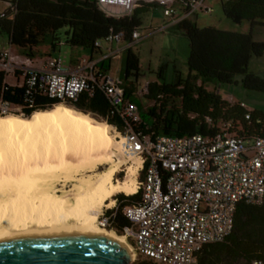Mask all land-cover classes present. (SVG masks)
Here are the masks:
<instances>
[{"label":"built area","instance_id":"obj_1","mask_svg":"<svg viewBox=\"0 0 264 264\" xmlns=\"http://www.w3.org/2000/svg\"><path fill=\"white\" fill-rule=\"evenodd\" d=\"M228 0H98L107 16H131L142 2L156 3L173 27L199 13H212V2ZM13 0H5L0 19L8 10L14 13ZM124 32H110L95 41L96 57H84L71 68L60 56L28 55L13 52V45L0 46V111L9 112L16 105L3 98L5 89H23L26 106L32 107L37 96L60 103L74 102L83 92L101 91L113 114L122 121L117 131L121 153L141 159L138 181L140 199L123 207L130 226L124 229L138 257L155 264H196L198 254L211 243L221 242L231 233L241 202L260 205L264 201V136L247 139L231 131L232 122H223L211 134L189 136L159 134L154 139L138 129L143 121L135 101L126 97L122 79L114 78L104 65L113 51L104 43L121 42ZM129 45L142 39L139 29L131 33ZM148 92V83L141 93ZM218 92V91H217ZM230 103L235 101L226 99ZM240 105L248 113L245 101ZM118 176V175H117ZM119 177V176H118ZM115 181L119 180V178ZM137 190V191H138ZM127 195V194H126ZM111 208H103L98 223L114 230L119 208L117 194ZM252 264H264L255 259Z\"/></svg>","mask_w":264,"mask_h":264},{"label":"trees","instance_id":"obj_2","mask_svg":"<svg viewBox=\"0 0 264 264\" xmlns=\"http://www.w3.org/2000/svg\"><path fill=\"white\" fill-rule=\"evenodd\" d=\"M4 1L0 0L1 4ZM13 2L14 13L8 10L12 15L0 19V31L7 35L11 45L28 55H34L36 47L47 37L51 38V46L55 50L60 40L59 31L64 28L67 29L68 44L92 52L97 49L95 41L105 38L110 32H124L123 40L128 42L131 33L141 27L142 15L159 7L156 3L142 2L131 16L115 18L105 14L98 0ZM221 5L225 16L235 24L248 22L249 32L199 26L189 18L171 28L189 39L188 72L183 76L174 70V80L169 83L159 80L148 82L146 97L152 104L148 106L146 116L142 117L147 124L141 123L138 129L153 139L162 133L211 135L226 121L232 122L231 131L241 137L264 136V110L253 109L251 117L246 118L248 111L240 105L241 101L230 103L217 92L216 87L209 89L207 85L210 81L232 84L237 76H242L245 89L264 93V77L250 69L253 58L264 55V40H256L254 36L255 29L264 27V0H228ZM163 68L157 73L159 79L163 78ZM140 75V58L129 48L123 76L126 80L130 77L137 80ZM125 90L126 97L130 99L135 87L125 86ZM2 96L13 104L23 105L21 112H13L23 116L60 103L46 96H37L34 105L28 107L23 89H5ZM64 104L122 129V121L112 113V107L101 91L83 92L76 101ZM118 176L122 177V173ZM140 178H143V171ZM141 195L142 189L134 194L117 195L120 204L113 226L118 234H124V229L130 226L122 213L123 207L138 201ZM255 259L264 262V201L260 205L241 202L231 233L221 242L206 245L198 254L196 264H252ZM140 264L155 263L151 259H142Z\"/></svg>","mask_w":264,"mask_h":264},{"label":"bare ground","instance_id":"obj_3","mask_svg":"<svg viewBox=\"0 0 264 264\" xmlns=\"http://www.w3.org/2000/svg\"><path fill=\"white\" fill-rule=\"evenodd\" d=\"M112 129L63 103L30 116L0 114V232L85 226L125 247L133 259L125 235L98 223L117 193L137 192L142 164L131 156L125 178L114 180L125 161L113 149L121 153ZM98 165L107 166L94 178L81 175Z\"/></svg>","mask_w":264,"mask_h":264},{"label":"rangeland","instance_id":"obj_4","mask_svg":"<svg viewBox=\"0 0 264 264\" xmlns=\"http://www.w3.org/2000/svg\"><path fill=\"white\" fill-rule=\"evenodd\" d=\"M2 4L0 2V7ZM212 5L214 6V11L212 13H199L189 19L196 22L199 26H215L225 30L249 32V23L244 22L242 25L235 24L232 20L225 16L223 7L219 2H212ZM166 21H168V19L164 16L163 9L161 7L154 8L148 13L142 15V25L139 28L142 34V39L130 47L140 58L141 75L137 78V80L135 77H130L126 80L123 76L128 49H123V51H119L112 57L109 72L114 78H122L125 86L134 85L135 89L139 90L138 92L141 94L140 98L142 100V117L146 116L147 108L152 104H149L150 100L146 97V93H141L149 81L159 80L160 82L169 83L174 80V70L181 72L183 76H185L188 72L187 58L190 52L189 39L180 33L173 32L172 29H160L166 24ZM66 31V28L59 31L60 40L55 50L52 49L51 38L47 37L44 42L36 47L35 55L40 56L50 52L55 56H60L66 65L71 64V62L77 59L86 57L89 53L87 49L80 46H72L67 43ZM254 36L256 40H264V28L259 27L255 31ZM7 44V35L1 33L0 31V46H5ZM124 44L126 45L127 42ZM13 52L19 53L21 51L18 47L13 46ZM257 65H259V68L264 71V56L254 58L250 64V69L254 70ZM162 67H164L163 78L159 79L157 77V73ZM207 85L209 89H214L216 87L218 93L225 99L232 98L235 101H245L252 110L256 108L264 110V93L245 89L242 84V76H237L235 82L232 84H219L217 82L210 81ZM9 112H21V110L18 107L11 106V110ZM110 126L113 128L112 131L115 134V138L119 140V136H116L117 131H115L114 126ZM113 149L115 153L119 156L121 155V158L126 162V164L124 162V164L120 166V170L115 173L114 180L117 179L118 173H122V177L118 178L119 180H123L126 176L127 163H129L131 157L120 153L119 149ZM106 166L107 165H98V167L94 168L93 171L84 172L81 175H91L94 178L96 173L103 170ZM137 179L140 181V173H138ZM75 183L76 181H72L67 183L66 186L72 187ZM57 186L61 187L62 185L59 183ZM119 193L126 195L124 192ZM119 193H117V195ZM126 240L132 245L131 239L126 238ZM132 252L135 256L133 259L129 260V264H140V260L144 258L138 257L134 251Z\"/></svg>","mask_w":264,"mask_h":264},{"label":"water","instance_id":"obj_5","mask_svg":"<svg viewBox=\"0 0 264 264\" xmlns=\"http://www.w3.org/2000/svg\"><path fill=\"white\" fill-rule=\"evenodd\" d=\"M125 247L85 226L0 232V264H129Z\"/></svg>","mask_w":264,"mask_h":264},{"label":"crops","instance_id":"obj_6","mask_svg":"<svg viewBox=\"0 0 264 264\" xmlns=\"http://www.w3.org/2000/svg\"><path fill=\"white\" fill-rule=\"evenodd\" d=\"M167 18V17H166ZM168 19V18H167ZM168 21H169V19H168ZM168 21H166V24L163 26V27H161L160 29H171L172 27H167V24H168ZM244 23V22H243ZM242 23V24H243ZM248 23V22H247ZM241 24V25H242ZM259 28V27H258ZM257 28V29H258ZM261 28H264V27H261ZM257 29H255V31L257 30ZM254 35H255V32H254ZM258 39H263V38H258ZM141 40V39H140ZM139 40V41H140ZM139 41H137V42H135L134 44H136V43H138ZM125 42H127V41H121V42H114V43H111V44H106V43H104V46H103V49H107V50H111V51H113V54H112V56L109 58V59H107L105 62H104V65H105V67L107 68V70L109 71L110 70V68H111V62H112V57L114 56V55H116V53H118L119 51H123V49H129L132 45H134V44H132V45H129V41L127 42V44L125 45L124 43ZM123 44H124V46H123ZM86 49V48H85ZM88 51H89V53H88V55L86 56V57H96L97 56V54H96V51L95 52H92L90 49H87ZM45 54H49V55H54V54H52V53H50V52H47V53H45ZM55 56V55H54ZM264 56V55H263ZM262 56V57H263ZM260 58V57H259ZM78 60H80V59H77V60H75V61H73V62H71V64H69L68 66H70L71 68L74 66V64H75V62H77ZM253 60H254V58H253ZM252 60V61H253ZM251 61V62H252ZM251 64V63H250ZM124 71V70H123ZM254 71H256L257 73H259V75H261V76H263L264 77V71H262V69H260L259 68V65H257L256 67H255V69H254ZM110 73V72H109ZM117 79V78H116ZM118 79H122V78H118ZM123 80V79H122ZM139 90H137V89H135V91L133 92V94H132V97L130 98V99H132L133 101H135L136 103H138V105L140 106V103H142V100H141V98H140V96H141V94L138 92ZM133 96H134V98H133ZM234 100V99H233ZM235 101V100H234ZM152 102L150 101V103L149 104H151ZM140 110H141V106H140Z\"/></svg>","mask_w":264,"mask_h":264}]
</instances>
